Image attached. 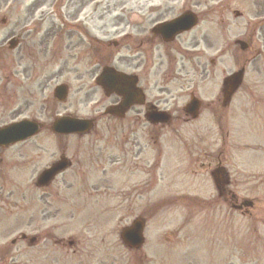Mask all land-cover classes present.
<instances>
[{
  "label": "rangeland",
  "instance_id": "obj_1",
  "mask_svg": "<svg viewBox=\"0 0 264 264\" xmlns=\"http://www.w3.org/2000/svg\"><path fill=\"white\" fill-rule=\"evenodd\" d=\"M5 1L0 0V21L3 17H7L8 22L0 28V32L7 36L12 28L18 31L17 23L22 19L32 0H21L18 4L9 7L5 5ZM7 1L12 3V0ZM192 1L200 2V7L204 10L207 8L205 13L207 15H203L205 19L212 17L209 8L217 5V11L214 12L211 21L202 20L197 27L202 34L205 32L208 35L206 40L201 39V60L214 73L212 79L207 77L202 80L205 85L202 88L203 100L213 99L215 93L220 92L223 77L241 67L247 60L249 62L245 64L246 72L242 84L231 101L226 103L228 104L226 107H222L220 101L213 102L210 107L202 108L198 120L186 124L180 123L184 126L179 125V131L187 140L180 145V149L177 148L178 141L170 135L171 127L164 129L151 127L143 120L142 113L136 116V112L133 111V173L128 174L123 169L120 175L124 186L130 187L133 183V213L132 211L124 213L121 208L120 213L117 210L108 214L104 223L105 254L99 253L90 257L86 255L88 252L86 247L87 252L80 255L79 252L73 254L71 250L67 251L66 247H60L61 244H55V239L58 240L60 237L67 240L85 234L86 222L82 202L78 207L61 205V211L55 214L54 210L57 206L46 202L39 205L35 200L38 193L32 185L37 171L50 159L57 158L59 149H62L61 146L66 142L65 138L55 140L56 143L49 139L56 137V134L50 130L49 124L58 114L65 113L79 117H96L99 120L109 119V117H99V112L93 109L95 104L93 100L100 99L102 94L90 79L94 71V67L90 65L97 62L90 48L92 35L105 41L106 58L112 56V60L116 62V58L122 56L120 63L116 65L121 69L122 64L131 62L133 55L130 37H133L134 31V12L140 15L138 19L143 17L146 23L148 14L153 12L151 14L153 17L154 12H160L159 8L161 12H166L164 16L176 15L182 9L185 0L69 1L66 11L68 10L70 21L74 26L70 34H73V49L76 46L75 56L69 59L67 68L58 78L44 82L37 92L38 96L36 95V99L33 100V107L28 109V112L35 113L43 124L42 131L36 137L42 142V151L40 154L37 153L35 138L23 144L24 148L18 147L23 153L22 156L13 155L18 151L16 146L6 151L5 159L9 167L11 163L18 162L19 169L11 168L13 170L11 173L17 181L10 185L13 189L10 198L12 202L8 208L0 207V264L14 262L19 264H132V262L133 264H243L245 259H247L246 264H264V224L257 220V216L246 217L234 212L233 218H225L224 212L222 214L218 209H214V203L213 207H208L210 204L203 200L212 193L213 189L210 186L212 182L209 174L198 168H196L197 172L192 171L191 160L184 162L188 172L186 165L181 164V167L177 165L180 153V156H185V152L188 155L189 152L199 153L205 149L214 150V153L218 150L225 152L227 149V166H236L234 163L237 161L240 166L236 170V182L240 194L257 196L256 204L264 206V0ZM236 11L239 15L235 14ZM147 26L148 24H145L140 28ZM236 39H243L250 44L249 54L233 43ZM112 40H120V45H114ZM256 49H260L261 53L254 57ZM3 55L7 54L0 50V74L3 72ZM29 60L25 58L21 60V66H24L27 74L30 75L27 81L32 80L34 76V67ZM186 65V71L191 72L192 65ZM88 66L87 71L85 68ZM48 67L47 73L51 71L50 65ZM129 68L126 66L123 70L131 71ZM60 81H68L74 86L63 102L55 101L52 95L54 85ZM1 82L0 79V87ZM84 91H87L86 94ZM85 98H88V101H83ZM39 99L40 103H37ZM2 110L0 108V117L3 114ZM138 119L139 121H136ZM104 129L100 123L97 124L96 130L106 135L105 139L110 145H115L114 139L109 140L107 136L109 134L104 132ZM102 133L93 132L91 135H103ZM150 137L158 141H153L149 139ZM85 141L73 136L68 138L69 145L74 147L69 153H75L77 160L84 158L81 147L85 145ZM49 142L53 143L49 144ZM167 142L170 146L166 149ZM202 147L203 149H198ZM121 152L124 157L125 150ZM157 158L160 159L159 162ZM254 160L261 164V168H255ZM20 175L23 177L22 190L16 187ZM152 186L155 187L154 194L153 189L150 191ZM210 187L211 191H209ZM195 189H198L202 195L203 199L199 200L200 203L189 201L186 205L173 199L176 190L195 193ZM168 193L172 195L171 198ZM158 199L163 205H159ZM201 207L202 210H199ZM37 208H45L53 212L46 223L42 222L40 225L37 217L40 218L42 215L38 216ZM205 210L208 216H205ZM70 214L71 218H69ZM139 215L146 218L142 253L147 252L149 254L147 257H141L139 253L134 252L132 256V252L119 238L120 228L129 224L132 217L134 219ZM20 232L31 235L41 232L45 236L34 246H28L27 241L23 242L20 239L14 245L11 244V239ZM228 236L230 239H227ZM231 240L234 250H229L228 247ZM96 243L97 239L91 237L90 244L96 246ZM231 251L233 257L230 256Z\"/></svg>",
  "mask_w": 264,
  "mask_h": 264
},
{
  "label": "flooded vegetation",
  "instance_id": "obj_2",
  "mask_svg": "<svg viewBox=\"0 0 264 264\" xmlns=\"http://www.w3.org/2000/svg\"><path fill=\"white\" fill-rule=\"evenodd\" d=\"M19 2V0H12V3H10L6 0L4 3L9 7ZM52 3V0H33L24 12L22 19L19 20L20 22L17 23L19 24L17 26L18 31L12 28L7 36L6 34L2 35L0 32V50L7 54L2 56L3 72L0 74V79L2 80L0 108L3 109V114L0 117V126L28 120L38 124L39 131L37 134L39 135L43 124L38 120L36 114L28 112V109L33 107V100L36 99V95L38 96L37 92L40 91L44 82L47 83L50 79L55 80L58 78L63 70L67 68L69 59L75 56L74 49L76 46L73 49V34H70L72 27L67 23L71 19L69 12L67 10L65 18L58 20L56 10L51 7ZM185 4L182 8L183 10L193 11L197 20L201 21L203 19V15L207 11L196 9L200 2L190 0V2H185ZM159 11L157 13L154 12L155 15L153 17L151 15L153 12L150 15L148 14L146 23L144 21L142 25L133 24V37H130V41L133 44V55L129 64H122L123 68L126 66L130 67L131 71L126 72L125 70L128 74L127 77L117 82L120 89L128 88L132 91L131 105L126 109L123 116L119 118L112 114L102 113V115L114 119L97 120L92 117L94 126L85 134H56L54 139L49 138L53 142L58 139H66L65 144L61 146L62 149H59L58 158L65 157L67 153L74 150V147L69 145V136L85 139V145L81 147L84 158H82L83 160H77L75 153H69L70 156L67 159L68 167L55 174L52 179L43 182L41 173L46 168L51 167L58 159L52 158L44 163L34 177L32 187L38 193L35 198L36 202L39 205L46 202L57 206L54 210L56 211L55 214L61 211V205H76L78 207L82 202V211L86 222L85 234L80 237H70L67 240L63 239V237L58 238V240L55 239L58 245L61 244V247H73L72 253L79 252L80 255H83L87 252L85 251L86 247L88 252H92L86 253L88 257L99 253L105 254L103 248L104 223L108 218V214L117 210L120 213L122 207L125 208L124 213L127 211H132L133 213V183L130 187L124 186L120 176L123 169L128 174L133 173V111L136 112V116L141 113L145 115V113L155 111L167 112L169 118L165 123H155L153 125L159 126V129L171 127L172 131L177 132L176 128L183 121L181 120V112L184 111V106L187 103L186 97L188 96L190 99L200 94L205 86L202 80L207 77L211 78L214 75L209 67L204 65V61L201 60V54L197 50L201 44V39L204 38L206 40L208 35H202L199 29L194 30L192 28L171 37L164 36L154 29L155 23L168 19L161 18L166 12H161L160 8ZM216 11L217 5H212L209 8L210 16L213 17ZM35 13H37L36 17ZM212 17L209 19L204 17V20L211 21ZM140 20L143 21L144 18L141 17ZM6 22L2 23L0 28L5 26ZM145 24H148V26L140 28V26ZM11 38H15L17 41L12 46L9 44ZM104 44L103 40L97 39L95 36L92 37L90 48L94 58H97V62L94 65H90L94 67L90 79H96L100 70L107 64L116 67L120 63L122 56H118L116 62L112 60V56L105 57ZM114 44L118 45L120 42L114 41ZM24 58L30 59L29 62L34 67V76L30 81H27L30 75L27 74L26 68L21 66V60ZM211 61H214V59H211ZM186 64L188 66L189 64L192 65L191 72L186 71ZM48 65H50L51 69L49 73L46 70L49 68ZM85 69L88 71L89 66ZM133 80L134 87L141 93L140 99L142 102L140 104H133ZM65 86L67 94L74 89L71 83L65 82ZM94 86L102 94L100 99L93 100L95 102L93 109L96 112L101 113V110L105 111L113 106L118 111L121 109L120 105L124 102V97L121 94L117 92L109 93L107 88L95 83ZM84 92L86 94L87 91ZM221 99L222 97H219V93L216 92L215 97L210 101L211 103H216ZM54 100L56 101V98ZM83 101H88V98ZM37 103H40V99ZM199 104L202 106L203 102L201 101ZM136 121H139V119ZM99 123L100 126L105 128L103 131L108 132L109 140L114 139L115 145H110L109 141L105 139L106 135L104 136V133L96 130V124ZM49 128L51 130V123ZM93 132L102 133L103 135H91ZM38 135L33 137L36 139L35 148L37 153L40 154L43 146L41 140L36 138ZM150 139L153 140V137H150ZM157 140L155 138L153 141ZM25 141L0 147V207L8 208L12 202L10 198L13 195V189L10 188V185L16 180L11 173L13 171L11 168L18 166V162H15L11 163V167H9L5 159L6 151L15 146L24 148L23 144ZM53 142H49V144ZM20 148L13 153L15 157L22 156L23 153L19 151ZM201 149L203 147L199 150ZM124 150L126 154L122 157L121 151ZM180 155L181 153L177 158L179 160L178 166L181 167V164L186 165L185 163L191 160L190 164H193L192 171L197 172L198 169H203L206 174H211L216 178L217 182L214 183L213 193L207 199V201L213 200L209 207L214 203V209H218L222 214L224 212L225 218H233L234 212H238L246 217H249V215L257 216V220L264 223V206L256 204L257 198L255 196L251 199L248 195L240 194L235 172H232V169L230 170L225 165L227 157L222 150L214 153V150L205 149L199 153L189 152L187 155V152H185V156ZM159 161L160 159H158ZM190 164L189 166H191ZM17 168L19 169V167ZM75 168L76 170H74ZM196 168L198 169L196 170ZM186 171L188 172L187 165ZM73 173L76 174L74 175ZM22 179L23 177L20 175L16 186L17 189L22 190ZM173 199L185 203V201L189 200V196L185 191H178L174 194ZM194 200L199 202L201 199L195 194ZM11 205L17 206L15 204ZM199 210H202V207ZM52 213L45 208H37L38 216L42 215L40 218L37 217L40 225L42 222L46 223ZM207 214L205 210V216ZM71 217L72 215L70 214L69 218ZM42 234L38 232V241L41 240ZM43 235L45 236V234ZM230 236L227 239H230ZM91 237L97 239L96 246L90 244ZM228 247L229 250H234L232 240L229 241ZM130 251L133 256V249ZM139 251L140 248L134 250V253ZM140 255L143 256L142 253ZM230 256L233 257L232 251ZM245 261H243V264Z\"/></svg>",
  "mask_w": 264,
  "mask_h": 264
},
{
  "label": "water",
  "instance_id": "obj_3",
  "mask_svg": "<svg viewBox=\"0 0 264 264\" xmlns=\"http://www.w3.org/2000/svg\"><path fill=\"white\" fill-rule=\"evenodd\" d=\"M190 20V21H189ZM190 22V23H189ZM193 22L192 17H190L187 14L178 16L174 18L173 20L163 23L160 26L163 30H168L172 29L173 32H177L180 30H183L187 27H189ZM243 69H240L239 71L233 73L231 76L228 77L229 80L232 81V87L234 88L237 85V82L240 80L241 75H242ZM100 80L106 81V82H112L115 79L119 77V73L114 71L112 68H104L102 71V74L100 75ZM231 90V89H230ZM230 90L227 91L226 96L229 95ZM58 96L62 95V91H58L57 93ZM125 97L126 99H130L131 93L127 91V94L125 92ZM134 96V93H133ZM196 109V104H193L191 106L190 112L195 111ZM89 121L87 120H79V119H71L69 117H62L57 120V122L54 125V130L56 131H61V132H72V131H82L85 128L89 126ZM14 127H6L3 129H0V143H6L8 142L6 137L12 132ZM6 138V139H5ZM5 139V140H2ZM64 166V163H62L58 168H61ZM56 169H53L52 173L55 172ZM142 227H143V222L141 220H135L133 222V225L124 229L122 232V238L129 242L130 244H133V246L138 245L142 242ZM33 240V238H32ZM31 240V241H32Z\"/></svg>",
  "mask_w": 264,
  "mask_h": 264
}]
</instances>
